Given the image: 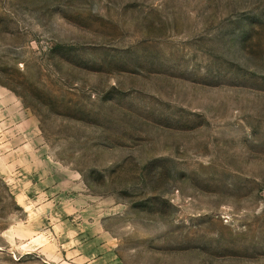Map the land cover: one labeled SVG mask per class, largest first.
I'll use <instances>...</instances> for the list:
<instances>
[{
    "label": "rangeland",
    "instance_id": "1",
    "mask_svg": "<svg viewBox=\"0 0 264 264\" xmlns=\"http://www.w3.org/2000/svg\"><path fill=\"white\" fill-rule=\"evenodd\" d=\"M27 142L69 203L0 174V264H264V0H0Z\"/></svg>",
    "mask_w": 264,
    "mask_h": 264
},
{
    "label": "crops",
    "instance_id": "2",
    "mask_svg": "<svg viewBox=\"0 0 264 264\" xmlns=\"http://www.w3.org/2000/svg\"><path fill=\"white\" fill-rule=\"evenodd\" d=\"M26 149H23V148ZM20 151L23 152V156L18 160L15 161L18 151L14 149V146H11L10 152L8 154H4L3 158L8 159L7 161L11 160L12 165H6L4 161L0 160V174L2 175H9V174H19L21 176L20 181L25 182L28 184L29 188L33 190L35 193L33 196H37L38 194L43 193L48 194V200L51 201H61L65 202L66 204L69 203L67 191L64 188H60V185L63 187L67 183L58 182L57 178L55 179V173L57 174L59 171V167L52 164L48 158L40 155H35L36 151L31 148L29 142L22 143V147ZM37 156V157H35ZM35 160V161H34ZM3 162V163H2ZM9 163V162H7ZM18 173L15 172V169ZM59 174V173H58ZM26 196L24 197V204L27 205L28 200L30 199L28 196V192H25ZM54 197V198H52ZM72 205H73V197L70 196ZM33 201V200H32ZM30 202V201H29ZM48 205V204H47ZM82 230V229H81ZM80 247H86L89 243L81 242ZM72 252L75 254H80L81 251L79 248L72 249Z\"/></svg>",
    "mask_w": 264,
    "mask_h": 264
}]
</instances>
